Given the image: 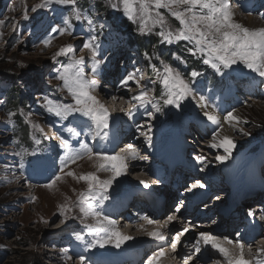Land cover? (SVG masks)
I'll use <instances>...</instances> for the list:
<instances>
[{"label": "rangeland", "instance_id": "1", "mask_svg": "<svg viewBox=\"0 0 264 264\" xmlns=\"http://www.w3.org/2000/svg\"><path fill=\"white\" fill-rule=\"evenodd\" d=\"M101 1L103 2L99 5V7L107 8L109 10L108 15L112 18L111 22L109 20L106 21L102 19L100 13L97 12L95 0H77L78 7L81 9L85 20H73L72 34H65L61 36L59 34V29L66 27L64 24V18L70 15V7L51 4L48 8L39 9L37 12L33 13L30 9L40 4L41 0H0V20L5 22L4 26L0 27V32L3 33V35L0 36V264H80V255L88 256L94 264H100L96 263L95 260L92 259L91 254H88L81 248H78H84V245L75 239L76 234H84L86 240H90L91 236L88 235L87 225L93 224L94 221L92 219H88L85 222H81V213L78 209H76L73 213H70L73 218L67 220L66 222L63 221V218L59 215L61 204L68 202L69 198L71 203L75 204L79 193L86 191V182L75 179L72 176L64 175L62 180L58 181L57 185L51 189L38 187L40 185L36 187L34 183L28 182L26 177L27 172L22 170L20 164L22 162L24 165L25 162L32 157V154L36 150V153L39 152L40 155L39 160L41 162L44 160L43 166L46 162H49V164L53 166L55 172L60 173V162L63 156H61L59 162L57 163L55 162V157L59 155L60 151L58 147L61 143V140L59 139H62L59 134L61 126H55L52 122L63 121L46 111L43 106L44 98L48 97L64 103H70L72 100L67 91L62 89V81L56 79V76L59 74L58 70L61 69L62 65L70 62L68 57H57L56 60H53L54 54L60 48L72 46L77 56L85 57V71L90 74L91 63L88 59L90 57V52L83 48V44L87 42L89 36L92 34L90 32V26L86 23L87 18H92L97 26L99 24L105 25L103 35L100 40L103 48L102 55L105 56L107 62L101 66L99 72L106 70L109 66L111 61V59L109 60V55L113 58L112 63L117 64L118 68L126 63L131 64L132 56H135L136 52H130L129 50L130 46H128L127 43L129 35L131 38L142 40L143 37H147V35L150 34L153 35V33H157L159 31L157 28L152 32L142 34L138 30L137 23H133L128 20L127 17L123 15L122 9L114 10L110 7V2H114V0ZM231 6L233 12L235 13V19L245 27H250V25H252L251 22H248V18H246L247 15H253L255 24L258 27H264V18L259 14H247L243 11H239L237 4L233 1H231ZM25 8L29 10L28 15L30 18L27 20L23 18ZM165 14L168 15L166 12ZM13 21H16L17 23L13 24ZM168 21L172 27H179L178 22L174 18L168 16ZM114 25L117 26V30L113 28ZM128 25H132L133 29L130 28L131 31H129ZM54 29H56V31H54ZM48 39H51L50 47L45 46V41ZM128 42L130 43L131 41L128 40ZM168 46L172 48L178 47L185 57L195 59L203 58L200 56H192L187 51V48L191 47L188 42L181 41ZM151 55L153 63L158 61L161 64V61H163L164 64L171 65L176 71L183 75L185 79L190 78V73H182L177 67H175V65L168 63L162 57L157 54H153V52ZM173 56L174 59H177L178 61L184 60L178 54L173 53ZM140 66H143V62ZM161 67L162 72L163 64H161ZM108 69H112V71H114L116 67H110ZM5 72L13 73L14 77H20L24 80L30 81L31 79H34L36 81L33 80L35 83L33 82L32 84L26 85L21 82L20 84H17V87L15 86V89L12 87V83L8 81L9 79H3L5 75L1 74ZM153 73L157 75L156 71ZM224 74L237 75V79H241L242 77L247 78L250 75H257L247 69H244L242 66H233V69H224ZM143 78V80L141 79V85L146 88H151L152 91L150 92V95L155 97L153 94L155 90L154 84L149 82V77L147 78L144 76ZM114 79L116 81L117 77L114 76ZM97 80L98 83L100 82L103 86L108 82L112 83L108 81L103 74H101ZM260 81H264V79L259 77V82ZM129 86L132 88L131 90L139 88L132 82L129 83ZM124 89L128 91V89L124 87L119 88L118 90ZM140 91L141 88L136 92V94ZM11 93H13L14 97H16L19 93H22L24 97L23 99L29 100L28 109L19 103L18 106H14V104L11 105L10 102L13 100ZM104 93L105 92H102V88L95 91V95H97L103 103L105 100ZM198 93L204 94L202 92ZM204 95L208 97L212 104H214V100L218 98V95L215 93ZM128 103L127 108H125L127 111L128 108L133 105L130 102ZM185 104L188 106H182V109L179 111L174 108L169 110L172 117H174L173 122L168 124V131L164 135V138L158 142V145L162 146L165 143V138L174 123H181L179 125L180 134L187 131L189 128L187 131L188 134L186 135L189 138V142H192L191 139L193 137L199 136V134L203 132V129H205L207 133L210 132L209 129L212 125L211 122H209L207 126L204 125L203 127L200 126V124H197L198 129L190 135L194 124L186 121L189 117L191 118V116H197L200 120L207 122L208 120L202 115L200 109L196 108V104H192L188 101H186ZM109 109L111 108L109 107ZM127 113L128 112H125L123 116L125 117V120L128 121L129 117ZM235 113V115L240 118V123L232 130L233 138L236 141L237 147L234 149L232 158L229 161L232 162V164L237 165L240 162H243L249 147L255 146L259 140L264 141V95L254 101L240 106L237 110H235ZM143 114H145V110L141 109L137 111L135 116L131 119V122L135 126V132L137 127H140V129L145 127L146 131L149 124L153 127L152 124L157 123L159 120L171 119L169 115L165 116L163 113H155V119H150L148 116L144 115L143 117H147L146 120L142 119ZM115 116L116 115L112 114V118L117 119ZM75 117L86 121L85 118L78 116ZM70 121L71 120H68L67 122ZM112 121L115 122V119H112ZM140 124H142L143 127L140 126ZM38 127L43 128V130L49 128L50 132L43 135L38 131ZM240 128H243L245 132L251 133V135H243L239 131ZM153 130L154 128H152V134L154 133ZM135 135L140 136V132L137 131V134ZM37 140L40 141L39 144L36 143ZM130 140H132L131 142H134V138H131ZM211 142L212 137L207 138L204 141L205 146L203 145L204 149H201V154L205 152V157L209 161L207 164V172L210 174H219L218 163L220 162L216 161L215 156L222 154L223 150H213L209 147ZM133 145L136 146L135 148L138 153V158L135 159L136 161L144 157V155H146L145 153H148L146 149V151H142L144 145L142 147H138L136 144ZM167 145H169L170 148L174 147L172 140H168ZM196 146L197 144H194L188 154H191ZM255 149H259L256 152H258V154L262 153V156H264V145L256 146ZM18 153H24L23 158L21 155H18ZM195 156L198 155L196 154ZM49 157H51V159H49ZM186 158L183 160H186ZM127 160L130 161L131 159L128 158ZM5 165H8V167H5ZM128 167L129 166H127L126 174L118 178L114 183L112 189L110 190V199L104 202L105 206L102 205V208L106 207L112 201V197L116 196L118 198L121 192L126 191L127 189L132 191L135 190L131 187L132 182L139 184L141 187H143V184L140 183L141 181L149 179L152 180L151 182H154L153 177L151 178L149 174L141 176L136 173V170ZM23 168H25V166ZM43 170L47 172V170L42 167L41 163H39L36 167V171L39 178L44 181L41 186L46 185L45 180L42 178ZM67 171H73L77 176L97 171L96 161H89L85 158L78 161L76 164L70 165L68 169H65V172ZM97 174L101 179H108L111 176L110 172L104 171H99ZM141 177H146V179L142 180ZM152 184L150 186L151 188L154 189L157 187L156 184ZM164 189L165 187H160V190ZM165 211L162 212L163 214L158 216L159 218L156 216L151 217L152 220L154 219L159 221V219L164 218L162 223L165 225V221H167L168 217L174 216V214H170L172 213V210L167 214ZM168 214L169 216L165 218ZM110 217L113 218L112 215ZM115 220H117V218H115ZM176 220L177 226L172 232H169V238L163 242L158 241L163 247L169 248L168 252H170V254H174V251L177 250H170L171 241L176 235L175 233L181 231L183 227L189 226V224L186 225L178 219ZM142 223L144 222L139 223L135 228L137 229ZM122 225V229H132L131 226H125L124 223H122ZM165 226L166 230L169 229L168 223ZM147 227H150V225H147L146 228ZM153 227L156 228V225L154 226L153 224ZM192 228L193 227L191 226L190 230H192ZM197 228H201L200 231L194 228L192 230L194 233L185 234L181 237L182 245H184V242L185 246L189 244V251L188 249H185L187 250L188 255L189 253L192 254L191 256L194 255V247L191 246H193L200 238V233L210 231L208 228L205 229L203 226H199ZM133 234L135 235V240L129 241L128 243L130 244H125L122 248L134 245L137 241H142L143 243L144 238L147 239V243H145L147 244L149 250L156 251L154 245H148L155 242L152 237L148 238L145 231L139 230L138 228V230H136ZM261 240V242H264V236ZM232 247L235 251H237V248H235L234 245ZM110 248L111 247L95 250L96 253H99L97 254L99 257H103L106 255L105 253L112 252ZM122 248L114 250L120 252L119 250H122ZM62 249H68L69 251L67 255L71 256L72 259H67L65 254L61 251ZM153 251L151 252V255H153ZM176 255L177 253L175 256ZM191 256L186 257L185 255V259H183L180 264H185V261ZM196 257L197 255H195L194 258ZM175 259L176 258L174 256L170 259L165 256L161 262L163 264H167L171 263L170 260H173L171 263L173 264L176 261ZM216 259L217 258L215 257H209L207 262H201L198 260L197 264H207L208 262H210L209 264H213L212 261H216ZM222 259L223 258H219L218 260ZM110 262L113 261L110 260ZM141 263L145 264L143 260Z\"/></svg>", "mask_w": 264, "mask_h": 264}, {"label": "snow or ice", "instance_id": "2", "mask_svg": "<svg viewBox=\"0 0 264 264\" xmlns=\"http://www.w3.org/2000/svg\"><path fill=\"white\" fill-rule=\"evenodd\" d=\"M51 4H58L68 6L71 8L70 15L64 18L66 27L59 29V34L71 35L73 29V20L84 21L85 17L78 7L77 0H41V3L32 7L31 12L35 13L39 9L48 8ZM110 7L114 10H121L123 15L133 23H137L138 30L144 34L152 32L154 29H159L156 33L162 43L168 45L176 44L181 41L188 42L191 47L187 51L192 56L203 57V63L210 66L216 73L221 76L224 75V69H233V66H242L259 77L264 79V27L249 28L245 27L235 19V13L232 10L231 0H114L110 2ZM165 10V11H161ZM28 9L25 8L23 18L29 19ZM165 12L168 14L166 15ZM168 16L174 18L179 27H172L169 24ZM17 23L13 21V24ZM86 23L90 26L92 33L87 42L83 44V48L90 52L88 58L91 63L90 74L85 71L86 59L83 56H77L72 46H65L60 48L53 56V60L57 57H68L69 63L62 65L58 70L56 79L62 81V89L66 90L68 95L72 98L70 103H64L44 98V107L46 111L61 120H68L69 117L85 118L88 127L92 130V139L97 137L106 139L112 123V114L107 106L95 95L98 88L97 77L99 70L105 64L106 58L102 55L103 48L101 44V36L105 28L104 24H95L92 18H87ZM5 22L0 20V27H3ZM15 30V29H14ZM56 31V29H54ZM3 33L0 32V36ZM45 46H51V39L45 41ZM146 59L152 60L151 56L146 55ZM163 64V71L156 69V66L151 65L154 71L157 72V80L163 87L162 94L157 99L150 95L151 88H146L141 85L143 73L139 69L128 72L122 79L121 85L131 91L129 82L134 83L141 88L138 94L132 95L129 99L133 103V109L129 110L127 115L132 119L136 112L143 109L145 114L150 119H155V113H163L166 106L181 110L182 106L187 107L186 101L199 105L204 109L202 115L212 124L217 125L218 129L212 134V142L209 147L212 149H222V154L216 155V161L225 163L232 158L234 149L237 147L236 141L232 136L220 135L223 129V122L218 114L217 106L212 104L208 97L204 94L198 93L194 87L198 77L202 73L192 70L190 78L185 79L178 71L171 65ZM155 84L156 81H150ZM112 99L117 97L112 96ZM223 121L230 126L236 127L240 123V118L235 115L233 111H229L223 117ZM38 131L44 133L43 128L38 127ZM75 137L81 136V131H77L74 127L67 129ZM137 131L141 136L145 137L146 143L149 147L152 146V127L149 124L146 131H141L137 127ZM239 131L243 135H251L245 132L243 128ZM40 143L39 140L36 141ZM60 147L64 149V156L61 159L60 173L56 174L48 184L44 185L46 188H53L61 181L64 175L72 176L75 179L86 182L87 189L79 193L75 204L69 201L60 205L59 215L63 221L73 218L70 213L76 209L81 213V222L88 219L94 221L93 224H88V235L90 240H86L84 234H76L75 239L84 245L85 251H92L95 249L114 248L120 249L123 245L135 238L131 235L123 233L115 220L110 216L105 215L102 210V205L105 201L110 199V190L118 178L124 176L127 172V159L138 158L137 149L133 145H128L124 149V155L108 154L107 152L93 151L91 147L85 142H81L79 148H74L73 144L68 139H61ZM23 158L24 153H18ZM87 158L89 161H96L97 171L84 173L77 176L73 171L65 172L70 165L76 164L78 161ZM142 159L147 160L144 156ZM206 157L196 156L195 160L202 165L201 171L207 167ZM8 167V165H5ZM20 167L24 165L21 162ZM99 171L110 172L111 176L108 179H101L97 174ZM145 188L151 185L147 181H141ZM207 185L197 181L193 183L187 190L203 189ZM183 207L181 203L176 207L175 211L180 212ZM249 216L254 213L249 212ZM149 225L157 224L158 222L148 217ZM177 219L176 216H169L165 224L173 222ZM215 223V221H213ZM190 225L183 227V229L176 233L171 241L173 250L181 243V237L190 231ZM141 230L152 237L154 240L163 242L168 239L164 231L163 225L160 228L148 231L144 225L140 226ZM234 245L238 252L234 253L231 247L225 246ZM201 245L204 248H211L218 253L223 259L216 260L213 264H264V247H260L252 259H247L245 255V243L242 239H229L227 237L221 239L220 237L211 234L210 232H201L200 238L193 245L194 255L185 261L194 259L195 255L201 252ZM67 259H72L68 256V249L61 250ZM251 253V248L248 249ZM167 255V249L160 246L156 252L153 253L146 260L145 264H161L162 259ZM80 264H94L88 256H79Z\"/></svg>", "mask_w": 264, "mask_h": 264}, {"label": "bare ground", "instance_id": "3", "mask_svg": "<svg viewBox=\"0 0 264 264\" xmlns=\"http://www.w3.org/2000/svg\"><path fill=\"white\" fill-rule=\"evenodd\" d=\"M246 18H248V22H251L252 23V25H250V27L249 28H262V27H258L256 24H255V22H254V16L253 15H247L246 16ZM115 71H117V68L114 70V71H112V69L111 70H109V69H107L104 73H103V76L104 77H106L107 79H108V81H110V82H112V83H107V84H105L104 86L103 85H101L100 84V82L98 83V88L96 89V90H98L99 88H102V92H105V89L107 90L106 92H107V94H106V92L104 93V98H105V100H104V103H105V105L109 108H111L110 109V112H113V114L114 115H116L115 117H117V119L118 120H123L124 122L126 121L127 122V125L128 126H131L133 129L131 130L132 132H131V135H130V137L131 138H134V142H131L130 141V143H127V142H123L122 143V149L120 150V152H119V154H121V155H124L125 153H124V149L123 148H127L128 147V145H133V144H136V145H138V147L139 146H143L144 144H145V140H143V136H139V135H135V134H137V130H136V132H135V126L133 125V123L131 122V119H129L128 118V121L127 120H125V117L123 116V114L125 113V112H128L129 110H131V109H133V105L132 106H130L129 108H128V111H127V109L125 110V108H127V106H128V102H129V99H130V97L134 94H136V92L140 89V88H138V89H133V90H131V91H127V90H118L119 88H122L123 86L121 85V81H122V79H123V77L124 76H119ZM114 76L115 77H117V80L115 81V79H114ZM105 79V78H104ZM129 83H131V82H129ZM132 86V85H131ZM133 87V86H132ZM132 89V88H131ZM108 90H110V91H108ZM112 96H115V97H117V99H112L111 97ZM128 103V104H127ZM131 104H133V103H131ZM196 108L197 109H200V111L201 112H203L204 111V109H201L200 107H199V105H196ZM109 110V109H108ZM235 113V112H234ZM236 114V113H235ZM124 117V118H123ZM116 119V118H115ZM130 121V122H129ZM223 124H224V126H223V129L221 130V132H220V135L221 136H223V135H229V136H232L233 137V133H232V130L234 129V127H232V126H230L227 122H224L223 121ZM49 127V126H48ZM46 128V127H45ZM50 128V127H49ZM49 128H47V129H45L44 130V133H48V132H50V130H49ZM235 130H236V128H235ZM191 141V140H190ZM204 145V144H203ZM208 145V144H207ZM134 146V145H133ZM205 146V145H204ZM134 147H136V146H134ZM208 147V146H207ZM147 150V149H146ZM146 150H144V151H146ZM214 150V149H213ZM145 153V152H144ZM143 153V154H144ZM146 154V153H145ZM144 156H146V155H144ZM129 159H131L130 161L129 160H127L126 161V163H127V166H129L130 168H132V169H134V170H136V173L138 174V175H141V176H143V175H145V174H149V176L152 178L153 176H152V174H151V172L149 171V169H148V167H146L147 165H146V163H145V160L144 159H142V158H140V159H138L137 161L135 160V159H132L131 157H129ZM129 161V162H128ZM218 162V161H217ZM161 165H163V164H161ZM128 167V168H129ZM10 168V167H9ZM140 173V174H139ZM141 179L143 180H145L146 179V177H141ZM154 180V179H153ZM150 185L152 184V183H154V184H156L157 185V187L156 188H154V190H156L157 192H162V191H164V190H160V187H163L161 184L163 183V180L162 179H155L154 180V182H151L152 180H146ZM153 185V184H152ZM33 187V186H32ZM31 187V188H32ZM37 187V186H36ZM38 187H44V186H38ZM131 187L132 188H134L135 190L136 189H138L139 187H141V186H139V184H137V183H135V182H132V184H131ZM142 188V187H141ZM151 188V187H150ZM153 189V188H152ZM132 190H131V192L129 193V194H127L125 197H127V196H129V195H131L132 194ZM176 196V195H175ZM175 196H174V198H175ZM223 197V196H222ZM263 197V196H262ZM261 197V198H262ZM122 198H124V197H122ZM174 198H172L170 201H169V204H171V202L173 201V199ZM164 200L165 199H161V201L159 200V201H154L153 199H151V197H149V204L151 205V207L150 208H148L147 210H146V212H143V214H142V216L141 217H138L137 219H135L134 220V225L133 226H131L132 227V229L130 228V230H125V229H122L121 227L123 226L122 225V223H125V221H127V222H130L129 221V219L128 218H126V217H123V218H125V219H120V220H115V218H117L118 216H117V214H116V210H115V207H112V210H108L106 213H105V215H108V216H113V220H115L116 221V223H117V226L119 227V229L123 232V233H125V234H127V235H131V236H135L133 233H135V231L136 230H138V228H139V230H141V228H140V226L136 229L135 227H137V225L139 224V223H141V222H144V223H142L143 225H144V228L145 229H147L148 231H152V230H154V229H156L157 227L158 228H160L161 227V225H163V228H162V231H164V233L166 234V236L169 238V236H170V234H169V232H172L174 229H175V227L177 226V220H175V221H173V222H170V223H168V226H169V229H165L166 228V224L164 225V223H162V220L164 219H159V221L157 220V224H154V226L156 225V228H154L153 227V224H152V226L150 225V227H147L146 228V226L147 225H149L148 223H147V220H145V219H143L144 217H148V218H150V219H152L151 217H153V216H156V217H158V216H160L161 214H163L162 212H163V206H164ZM211 201H207V203H210ZM218 202H220L221 204L223 203V201H222V198L221 199H219L218 200ZM122 203V202H121ZM138 207V206H137ZM137 207H135V209L137 208ZM170 207V205H168L167 206V210H169V209H171V207ZM123 209H124V206H122V209H121V211H120V213L121 212H123L124 214H125V211H123ZM135 209H133V210H135ZM155 209H160V211H159V213L156 215L155 213H154V210ZM134 212H136V211H133L131 214H133ZM169 216V214L167 215V216H165V218H167ZM159 218V217H158ZM154 220V219H153ZM161 220V221H160ZM119 221H121V222H119ZM156 221V220H155ZM142 224H140V225H142ZM130 227V226H129ZM203 227H205V229L206 228H208L210 231L209 232H212V230H213V226L211 225V224H209V225H205V226H203ZM152 228H154V229H152ZM196 230H198V231H200V229L201 228H195ZM146 233V232H145ZM191 233H194L192 230H190L188 233H186V234H191ZM212 234V233H211ZM214 235V234H213ZM220 237V236H219ZM135 238V237H134ZM148 238H151L150 236H148ZM187 238H189V237H187ZM221 239H223V238H225V236H221L220 237ZM228 238V237H227ZM261 238H263V237H261ZM261 238L260 237H257L256 239H252V240H250V241H244V242H247V243H245V255H246V258L247 259H252V257H253V255H255L256 253H257V251H258V249L260 248V247H264V242H261L262 240H261ZM229 239H233V238H229ZM135 240V239H134ZM140 240V239H139ZM143 240H144V242H146L147 243V239H144L143 238ZM187 240V239H186ZM233 240H235V239H233ZM133 241V240H132ZM138 242V241H137ZM141 242V241H140ZM154 242L155 243H157L158 241H156V240H154ZM184 242V241H183ZM134 243V242H133ZM126 244H130V243H126ZM154 245V243L152 244V246ZM225 246H227V247H231L232 249H233V245H227V243H226V241H225ZM189 244H187L186 246H185V242H184V245H182L181 243L177 246V250L174 252V254H170V252H168V250H169V248H166L167 249V255H166V257L167 258H171V257H175L176 259V261L173 263V264H180L181 263V261L183 260V259H185V255H186V257L187 256H191L192 254H190L189 253V255L187 254V250L186 249H188V251H189ZM191 247H193V246H191ZM186 248V249H185ZM249 248H251V253H249L248 252V249ZM148 252V251H147ZM233 252L234 253H236V252H238V249H237V251H235V249H233ZM146 253V252H145ZM177 253V255L175 256V254ZM209 257H215V258H217L216 260H218L219 258H222L218 253H216V252H214L211 248H204L203 247V245H201V254L200 255H198L196 258H194V259H192V260H190L189 261V264H197V262H198V260H200L201 262H207L208 260H209ZM144 260V259H143ZM213 260V259H212ZM212 260H210V261H212ZM170 262L172 263L173 262V260L171 261L170 260ZM212 262H214V261H212ZM171 263H167V264H171ZM210 262H208L207 264H209ZM161 264H163L162 262H161Z\"/></svg>", "mask_w": 264, "mask_h": 264}, {"label": "trees", "instance_id": "4", "mask_svg": "<svg viewBox=\"0 0 264 264\" xmlns=\"http://www.w3.org/2000/svg\"><path fill=\"white\" fill-rule=\"evenodd\" d=\"M102 2L103 1H101V0H95V6L97 9V12L100 13L102 19H104L106 21L109 20L111 22L112 18L110 17V15H108L109 10L107 8H100L99 7V5ZM112 24H114V23H112ZM128 27H129V31H131V29H133L132 25H128ZM113 28H115L117 30V26L114 25ZM130 41H131L129 43L131 45L130 47L138 48L141 54L143 52H147L148 54H152V52H153V54H157L158 56L162 57L168 63L175 65V67H177L184 74H188L192 70H196L198 72L206 71L207 72L206 79L208 80V83L210 85L216 84V78L214 77L212 72L208 71L207 66L204 65L202 60L190 58V57H185L183 55L182 51L180 49H178V47L172 48V47H169L168 45H166L165 43H162L160 37L156 33H153V35H151V34L147 35V37H143L142 40H137L135 38L130 37ZM173 53L180 55L184 60L178 61L177 59H174ZM191 64H195V65H191ZM151 65L149 66V77H150L151 81H156V83H155V94L157 95V97H160V95L162 94L163 88L157 80V75H155L153 73L154 69ZM154 65L156 66V69H161V64L158 61L154 62ZM1 75H5L3 77V79H9L8 81H10L12 83V87L15 89L17 87V84H20L21 82H23V84L26 85V84H32L34 81H36L34 79H31L29 81V80L21 79L20 77H14L13 73H8V72H5ZM230 80H232V77ZM11 96L13 99L10 102L11 105L14 104V106L15 105L18 106V103H19V104L23 105L24 107H27V109H28L29 100L23 99L24 97H23L22 93H19L16 97H14L13 93H11ZM16 100H18V101H16Z\"/></svg>", "mask_w": 264, "mask_h": 264}]
</instances>
